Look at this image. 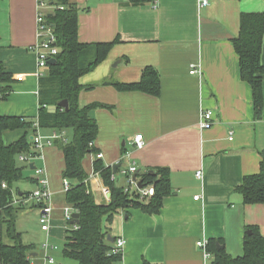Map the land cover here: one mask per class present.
Here are the masks:
<instances>
[{"label":"crops","instance_id":"0c3cea01","mask_svg":"<svg viewBox=\"0 0 264 264\" xmlns=\"http://www.w3.org/2000/svg\"><path fill=\"white\" fill-rule=\"evenodd\" d=\"M68 1L79 11L81 42L118 39L107 58L80 79L84 85H95L80 94L82 107L93 103L111 106L92 110L99 126L94 146L103 154V163L113 168L124 158L117 170L124 178L116 182L122 187L128 180L121 171L133 163L142 173L156 168H167L170 173L173 193L164 198L158 214L127 207L115 215L110 235L127 241L123 264H206L196 244L203 238L221 239L228 253L242 255L248 226H257L264 235V204H245L236 190L245 176L260 170L264 110L262 118L256 119L252 89L241 78L232 40L240 32L242 14L264 13V0H207V4L204 0H156L141 6L130 0ZM41 3L46 15L56 9L54 0H0V62L14 79L11 94L0 98V116H22L34 120V125L38 123V73L42 71L30 47L37 42L36 17ZM115 61L119 71L112 80L93 81L112 76ZM261 61L264 65V42ZM192 65L198 73H190ZM147 66L159 71L158 96L116 89L115 83L138 82ZM206 110L214 111L210 128L201 126V114ZM34 132V128L29 130L31 136ZM40 132L45 138L54 132L61 134L43 128ZM24 133L7 131L4 141L10 144ZM137 134L144 136L143 148L133 142ZM56 140L45 145L34 168L26 163L24 174L33 179L26 180L36 189L39 176L35 168L45 170L55 208L49 236L66 241L69 222L64 210L71 205L65 201V160ZM96 158L98 155H87L83 166L97 201H110L111 196L106 198L102 191L101 175L94 173ZM200 170L201 178L197 176ZM33 190L17 187L13 197L20 199ZM32 206L40 216L38 207ZM30 257L31 264H49L44 248L40 253L34 248Z\"/></svg>","mask_w":264,"mask_h":264},{"label":"trees","instance_id":"16d2710c","mask_svg":"<svg viewBox=\"0 0 264 264\" xmlns=\"http://www.w3.org/2000/svg\"><path fill=\"white\" fill-rule=\"evenodd\" d=\"M156 0H130L134 6L153 3ZM56 9L46 15L53 28L59 53L57 61L48 64L46 72L39 80V115L38 124L43 129L65 132L73 129L71 142L57 139L55 143L62 150L65 160L63 178L70 182L65 201L79 213L77 228L69 222L63 255L73 259L77 264H123V255L112 253L116 237L110 235V225L115 215L127 207L142 209L145 213L155 215L163 207L164 198L173 193L170 173L167 168H156L137 172L142 186L153 185L155 194L146 201L138 195L128 193L125 187L119 186L112 179L113 168L105 166L102 158L94 161V173H99L104 185L110 189V201H97L90 183V178L83 166L84 158L89 154L98 155L94 143L99 134V126L92 110L111 108L110 105L93 103L82 107L79 102L84 90H91L95 85H84L80 79L92 72L108 56L118 39L105 43H83L78 39V9L68 0H54ZM63 7V9H61ZM239 56L242 80L250 84L256 119H261L264 110V65L261 61L264 42V13H243L240 32L233 40ZM13 75L0 62V98L6 99L12 92ZM119 91H141L158 96L161 92L159 71L147 66L143 69L138 82L115 83ZM67 99L69 109L66 111L59 102ZM35 121L22 116H0V228L6 226L9 243H0V264H31L30 254L34 246L24 243L21 234L16 230V219L19 207L12 204L14 184L23 179L33 180L24 174L25 167L20 165L19 156L23 153L37 154L33 151V140L29 130L34 128ZM24 130L18 140L6 144L4 133ZM6 182L8 188H2ZM236 190L242 194L245 204H264V153L258 173L247 175ZM30 192H25L24 196ZM104 222L106 226H104ZM251 231V234H248ZM110 235V239H109ZM223 241L217 238L208 239V250L213 254L212 264H264V235L254 225L247 227L243 240V254L232 256L227 252ZM144 264H156L144 261Z\"/></svg>","mask_w":264,"mask_h":264},{"label":"built area","instance_id":"2783aa9c","mask_svg":"<svg viewBox=\"0 0 264 264\" xmlns=\"http://www.w3.org/2000/svg\"><path fill=\"white\" fill-rule=\"evenodd\" d=\"M208 1L204 0L203 4H207ZM44 4H40V9L37 12L36 22H37V42L33 44L30 49L34 51L37 55V61H38V68L40 70L47 69L49 60L52 58H55V56L59 53V48L56 45V37L53 33L52 26L48 23L46 14L41 10V7ZM63 9V7H61ZM192 70L190 71L191 74L198 73V70L196 69L195 65H192ZM39 76H42L43 73H38ZM214 119V111L213 110H206L203 111L201 114V126L203 128H210L212 126ZM41 127L38 123L34 125V135H33V146L32 149L37 154L32 153H23L19 156V160L25 163H32L37 158L41 157V152L46 144L52 145L53 139H58L61 137L60 134L57 132H54L51 136L47 137L49 141L45 144L44 140L45 137L40 132ZM134 144L138 148H143L145 146V140L143 134H137L133 139ZM94 143H91V146H93ZM99 158H103V154H98ZM124 162V158L117 162V164L122 165ZM35 163V162H34ZM36 174L39 176V186L34 189L32 192H30L29 195L23 196L20 199L13 197V204H20V205H27L28 203H31L32 205H36L40 211V219L39 222L41 224V228L43 231H49L50 229V223L53 220V212H54V206L52 203L53 200V194L52 191L49 188V181L48 178L45 175V170L43 168H35ZM128 180V185L125 187L126 192L133 193L135 192L136 195H138V199L141 201H146L150 199L155 194V187L153 185L150 186H139V178H134L136 173L138 172V167L135 163L129 165L127 168H123L121 171ZM203 171H198L197 176L199 178L202 177ZM96 175L99 173H95ZM90 179L86 180V183L88 184L90 182ZM113 180H116V174H113L112 176ZM63 186L64 190L67 192L71 185L68 179L63 180ZM2 188L7 189L8 184L6 182L2 183ZM102 191L106 198L108 196H111L110 189L107 186H104L102 188ZM14 194V191H13ZM198 198V197H196ZM109 199V198H108ZM74 213H78L77 209L74 208L72 205L67 206L64 210V217L66 221L70 222L74 219L73 215ZM74 228H77V224H72ZM127 241L123 237L116 238L114 240L112 253L115 254H121L123 255L125 246ZM197 247L200 248L203 252L206 264H212V261L214 259L213 254L208 250V239L203 238L199 239L197 241ZM44 248V254L45 259L49 264H54L55 259L53 255L51 254L52 251L57 250V245L46 242L43 246Z\"/></svg>","mask_w":264,"mask_h":264},{"label":"rangeland","instance_id":"374dc122","mask_svg":"<svg viewBox=\"0 0 264 264\" xmlns=\"http://www.w3.org/2000/svg\"><path fill=\"white\" fill-rule=\"evenodd\" d=\"M117 62L118 61H115L112 65L114 68L112 76L107 77V78L104 77L103 79H100V80L98 79V80H93V81L96 83H99L104 79L112 80L114 78V75H116L117 71H119V70H115V68H118V67H115V64ZM44 70L45 69H42L41 71L43 72ZM60 135H62V132ZM73 138H74L73 129H67L64 133L63 139L71 142L73 140ZM44 142H45V144L47 143L46 140ZM36 163L39 166L41 165L40 161H36ZM87 163H88V161H87ZM22 164H23V166L27 165L26 163H23V162H22ZM125 165H126V163H124V166ZM29 173L32 175L31 171ZM91 175H93V174H91ZM116 176L118 178L116 182L121 183L122 179L124 178L123 175L121 173H117ZM17 187L21 188L22 190H24V189H27V190L32 189L33 190L34 189L33 183L30 181H27L26 179H23V180L16 182L14 184V189H16ZM22 206H24L25 208L22 207V209H20L18 211L15 226H16L17 232L21 234V237H22V240L24 241V243L33 245L37 249V251L40 253L41 250L43 249V244L45 242L51 240V241L55 242L58 246V249L55 252L54 251L52 252L53 257L55 259L54 264H77V262L75 260L64 257V255H63V248H64V244H65L64 238H59V239H52L51 238L50 239L49 233L51 231H46V233L48 235L43 232V230L41 228V224L39 222L40 216H39L38 210L36 208H34L31 203H28V205L25 204ZM104 224H105L104 226H106L105 222H104ZM50 225L52 227L53 221L50 223ZM110 229L114 230L113 222L110 225ZM0 237L2 238L0 240V242L1 241L7 242V243L10 242L9 238L7 237V234H6V226L5 225L2 228H0Z\"/></svg>","mask_w":264,"mask_h":264},{"label":"water","instance_id":"95a60500","mask_svg":"<svg viewBox=\"0 0 264 264\" xmlns=\"http://www.w3.org/2000/svg\"><path fill=\"white\" fill-rule=\"evenodd\" d=\"M56 61H57L56 58H52V59L49 60V64H53ZM59 106H61L62 108H64L66 111H68V109H69V102H68V100L67 99H64V100L60 101L59 102ZM31 139H33V136H31ZM30 166H31V168H34L35 167V163L34 162L30 163ZM119 167H120V164H115L113 166V173L114 174L117 173V170H118ZM134 178L137 179V175H135ZM138 184H139L140 187L142 186V184H141L140 181L138 182ZM73 218L74 219L71 221V224H78L79 223V213H74ZM248 234H251V231H248ZM110 238L111 237L109 235V239ZM110 241H114V239L111 238ZM222 247L223 246H219V248H222Z\"/></svg>","mask_w":264,"mask_h":264}]
</instances>
